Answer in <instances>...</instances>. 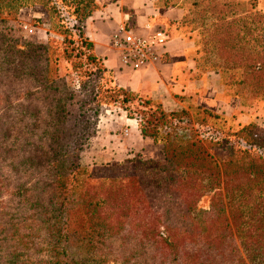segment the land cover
<instances>
[{
	"label": "trees",
	"instance_id": "16d2710c",
	"mask_svg": "<svg viewBox=\"0 0 264 264\" xmlns=\"http://www.w3.org/2000/svg\"><path fill=\"white\" fill-rule=\"evenodd\" d=\"M160 1L165 8L178 6ZM29 2L34 1L0 0V16L5 12L14 17L17 8ZM50 2L41 0L64 26L59 31L65 35L62 49L50 40L25 43L20 50L0 30V264H24L12 251L7 253L14 242L47 252L46 259L39 260L43 264H109L105 254L112 253L113 241L121 247L115 255L131 264H139L138 258L142 264H245L231 242L223 210L213 205L208 212L195 211L211 184H219V165L205 147L229 152L223 165L226 184L239 174L250 182L248 191L240 186L227 189L230 216L239 221L237 232L240 223L247 226L238 237L248 261L264 264V139L237 134L229 139L211 136L208 130L201 138L192 128L191 111L167 112L160 103L118 87L85 35L86 19L98 9L95 0H70L73 9ZM193 5L199 7L197 1ZM206 10L199 12L218 21L217 8ZM186 17L187 11L181 22ZM262 52L250 76L255 92L264 93ZM79 54L109 77V86H91L93 115L98 116L104 102L117 105L137 120L143 137L163 148L161 162L134 159L137 177L101 178L79 163L97 126L89 121L87 109L73 126L67 123L73 91L62 62L78 66L72 57ZM193 109L204 113L194 120L198 127H204L207 116L222 119L214 111ZM250 194L255 206L247 204ZM245 214L250 219L245 220ZM35 219L44 220L32 235L42 234L37 242L18 229L19 222L26 226Z\"/></svg>",
	"mask_w": 264,
	"mask_h": 264
},
{
	"label": "rangeland",
	"instance_id": "374dc122",
	"mask_svg": "<svg viewBox=\"0 0 264 264\" xmlns=\"http://www.w3.org/2000/svg\"><path fill=\"white\" fill-rule=\"evenodd\" d=\"M32 1L34 2L17 8L14 17L7 16L4 12L0 16V20L5 22L1 23L0 30L13 39L15 48L20 50L25 49V43L46 44L50 40L57 42V45L62 49L61 43L65 35L59 31H64V26L57 18L51 16L52 11L48 6H44L41 0ZM51 1L48 5L53 3L60 9L63 8L62 6L73 9L70 0ZM194 1H197L199 7H194ZM171 2L183 7L185 13L187 11V17L181 22V26L183 32L195 43V56L199 67L202 70L218 71L226 86L229 100H233L235 105L229 117L221 115L222 119H215L207 116L206 120L202 121L204 127H198L194 122L195 119L201 120L204 113L195 109L191 110V125L194 133L201 138L203 131L208 130L212 132L211 136L217 135L229 139L235 138L236 134L252 138L257 135L264 139V121H258L257 116V113L264 115V93L255 92V86L251 84L253 79L250 76L253 74L252 68H254L255 59L259 57L258 53L263 51L262 54H264V18L262 17L264 15V0H171ZM201 8L207 9L206 11L217 8L220 13L218 21L214 19L215 15L200 13L199 9ZM68 39L73 40L75 44L78 42L74 36H69ZM76 53L77 51L74 50V54ZM72 60L76 61L78 66L72 65L68 61L62 62V65L66 67L64 72L70 78L69 82L73 91L72 102L68 105L67 123L73 126L81 111L87 109L89 121L97 123L98 126L108 109L119 108L117 105L104 102L105 104L98 107V116H94L92 113V109H95L96 105L92 101L91 86L98 84L105 88L110 85L109 77L99 73L98 66L82 54L72 57ZM233 62H236L237 65L233 66L231 64ZM246 79L249 83L241 82ZM215 128L221 132H215ZM206 137L208 136H204L203 139L209 140ZM91 138L93 137L88 138L83 148L87 146ZM205 148L219 165V184H211V189L199 199L195 211L208 212L213 205L217 209L223 210L222 216H225L229 224L231 242L237 248L245 264H252L248 261L238 237V234H243V231L247 232V226L240 223V230L237 232L235 223L238 224L239 221L233 220L230 216L229 197H227V189L240 186L239 188H244L243 191H248L250 182L245 176L239 174L232 182L226 184L223 165L229 159V152L221 148ZM134 159L115 164L91 165L80 156L79 163L97 177L121 179L137 177ZM161 160H154V162H161ZM249 197L253 201L254 194H250ZM252 201L247 204L255 206V202ZM244 219H250L249 215L245 214ZM42 221L44 220H29L26 226H21L19 222L18 229L21 233H31L30 239L37 242V239L42 238V234L36 237L32 235L43 225ZM117 242L113 241V251L110 254H105V259L109 264H131V260L125 262L122 256L115 255L117 254L115 251L121 248L118 247ZM31 243L33 244V241ZM38 245L36 247L44 248V244ZM28 246L29 248L26 250L25 246L14 242V246L9 247L10 250L7 248L6 250L7 253L12 251L17 260H21L20 262H24V264H43L42 261L46 259L47 252L36 251L30 244ZM104 253H107L106 249ZM124 256L126 259L128 258L126 254ZM138 256L140 255L138 254ZM40 259L42 261H39ZM136 261L142 264L139 258Z\"/></svg>",
	"mask_w": 264,
	"mask_h": 264
},
{
	"label": "crops",
	"instance_id": "0c3cea01",
	"mask_svg": "<svg viewBox=\"0 0 264 264\" xmlns=\"http://www.w3.org/2000/svg\"><path fill=\"white\" fill-rule=\"evenodd\" d=\"M95 2L98 9L86 19L85 35L94 45L96 56L111 71L115 85L160 103L167 112L199 107L231 116L235 105L229 100L221 75L199 67L195 43L182 30V8H165L160 0ZM125 14L130 16L138 34L146 35L155 28L168 32L170 40L162 61L137 71L122 67L119 51L110 40L124 24ZM257 116L258 121H264V115ZM81 158L91 165L122 163L133 158L160 160L163 148L153 138L141 135L136 119L128 118L121 108L111 107L99 121Z\"/></svg>",
	"mask_w": 264,
	"mask_h": 264
},
{
	"label": "built area",
	"instance_id": "2783aa9c",
	"mask_svg": "<svg viewBox=\"0 0 264 264\" xmlns=\"http://www.w3.org/2000/svg\"><path fill=\"white\" fill-rule=\"evenodd\" d=\"M124 24L112 35L110 44L119 51L123 68L137 71L162 61L170 35L164 29L155 28L146 35L136 33L131 18L124 15Z\"/></svg>",
	"mask_w": 264,
	"mask_h": 264
}]
</instances>
